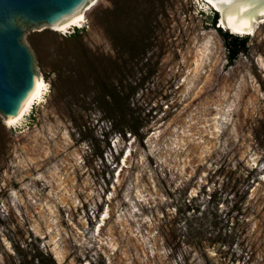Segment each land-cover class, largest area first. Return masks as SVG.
<instances>
[{
  "label": "rangeland",
  "instance_id": "rangeland-1",
  "mask_svg": "<svg viewBox=\"0 0 264 264\" xmlns=\"http://www.w3.org/2000/svg\"><path fill=\"white\" fill-rule=\"evenodd\" d=\"M214 12L95 0L25 31L47 93L0 115V264H264V23L230 65Z\"/></svg>",
  "mask_w": 264,
  "mask_h": 264
},
{
  "label": "water",
  "instance_id": "water-1",
  "mask_svg": "<svg viewBox=\"0 0 264 264\" xmlns=\"http://www.w3.org/2000/svg\"><path fill=\"white\" fill-rule=\"evenodd\" d=\"M92 0H0V115L12 118L33 98L38 73L23 43L25 31L53 27L86 9ZM226 16L250 23L263 18L264 0H219ZM221 16L220 12L215 10ZM234 35V34H233Z\"/></svg>",
  "mask_w": 264,
  "mask_h": 264
},
{
  "label": "bare ground",
  "instance_id": "bare-ground-1",
  "mask_svg": "<svg viewBox=\"0 0 264 264\" xmlns=\"http://www.w3.org/2000/svg\"><path fill=\"white\" fill-rule=\"evenodd\" d=\"M94 2H95V0H92L90 2L89 6L86 9H84L81 13L77 14L76 16H74L68 20L63 21L60 24H58L55 29L57 31L62 32V31L69 30L73 27H78V28L82 27V25L86 21V12L91 8V6H92V4H94ZM203 2L205 3L207 8H211L213 10H217L220 12V14H221V25H222L221 27H223V29L228 30L230 33H232L234 35H237V36H248V35L253 36V35H255L259 24L264 23V16L261 19L252 21V22L247 23V24L233 21L226 16L224 7L219 0H203ZM204 56L205 55L202 54L201 57H199L197 59L196 69L199 68V65H201L200 62H202L204 60ZM46 93H47L46 82L43 80V78L38 76L37 88H36V91H35L33 98L27 104V106L22 111L19 112V114L17 116L9 118V119L5 118L6 124L10 127L17 126V124H19V122H21L22 119L25 117V115L30 111V109L33 107V105L37 101H41V99L43 98V96ZM105 220H106V218H104L102 222H104ZM55 257H56V260L58 262L63 261L62 255H60V253H58L57 251L55 252Z\"/></svg>",
  "mask_w": 264,
  "mask_h": 264
},
{
  "label": "trees",
  "instance_id": "trees-1",
  "mask_svg": "<svg viewBox=\"0 0 264 264\" xmlns=\"http://www.w3.org/2000/svg\"><path fill=\"white\" fill-rule=\"evenodd\" d=\"M164 0H158V2H162ZM164 4V2L162 3ZM219 19V14L214 12V16L212 18V25L216 29V31L223 37L225 45H226V51H227V57L229 60L230 65L237 60L238 56L241 53H244L247 51V41L248 38H243L239 36H234L232 34L224 33L219 27L216 28L215 25ZM80 33V30L77 29L75 32Z\"/></svg>",
  "mask_w": 264,
  "mask_h": 264
},
{
  "label": "clouds",
  "instance_id": "clouds-1",
  "mask_svg": "<svg viewBox=\"0 0 264 264\" xmlns=\"http://www.w3.org/2000/svg\"><path fill=\"white\" fill-rule=\"evenodd\" d=\"M202 11H204V10H202ZM221 27V26H220ZM237 36V35H236ZM249 36V35H248Z\"/></svg>",
  "mask_w": 264,
  "mask_h": 264
}]
</instances>
